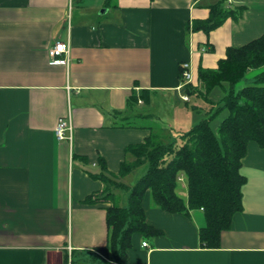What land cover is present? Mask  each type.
<instances>
[{"label":"crops","instance_id":"0c3cea01","mask_svg":"<svg viewBox=\"0 0 264 264\" xmlns=\"http://www.w3.org/2000/svg\"><path fill=\"white\" fill-rule=\"evenodd\" d=\"M216 1L0 0V264H96L91 254L107 243V203L84 200L128 195L132 185L119 174L131 159L126 147L166 129L152 104L170 95L190 101L180 97L184 62L195 86L199 66L217 67L227 47L264 33V0H232L245 6L239 20L209 34L187 31ZM56 42H69L67 65L49 63ZM68 114L71 143L54 132ZM241 172L243 208L218 247L200 243L201 209L166 212L148 192L146 221L161 233L134 235L128 260L264 264V146L249 143Z\"/></svg>","mask_w":264,"mask_h":264},{"label":"trees","instance_id":"16d2710c","mask_svg":"<svg viewBox=\"0 0 264 264\" xmlns=\"http://www.w3.org/2000/svg\"><path fill=\"white\" fill-rule=\"evenodd\" d=\"M244 7L217 0L209 5L207 18L192 20L186 30L209 34L228 18L239 20ZM182 71L181 66V78ZM252 71L249 81L237 88ZM224 83V94L215 102L210 92ZM182 91L209 103L207 116L176 139L163 141L150 132L142 142L126 147V154L132 157L121 163L120 175L147 164L145 173L131 187L126 186V205H120L110 193L105 197L95 193L84 200L109 203L105 208L107 243L97 248V254L90 253L96 264H135L128 260L134 235L147 239L161 233L146 221L143 200L148 192L153 204L166 212L188 214L201 209L204 224L198 234L203 247H218L221 232L230 228L234 214L243 208L246 177L241 172L242 158L249 143L264 146V33L242 45L227 47L217 67L199 66L197 85L185 83ZM192 108L198 109L196 105ZM222 108L227 115L213 130L210 121ZM180 177L185 181V197L179 193ZM63 261H67V254Z\"/></svg>","mask_w":264,"mask_h":264},{"label":"rangeland","instance_id":"374dc122","mask_svg":"<svg viewBox=\"0 0 264 264\" xmlns=\"http://www.w3.org/2000/svg\"><path fill=\"white\" fill-rule=\"evenodd\" d=\"M254 74V71L251 73L246 74L245 78L239 82L236 87L239 88L243 84L249 81V78ZM227 86L226 83H224V86H217L213 88V90L210 92L209 97L213 99L215 102L219 101V99L222 97L224 94V88ZM174 97L175 94L173 95ZM174 100V102H173ZM177 100V99H176ZM190 100V101H189ZM187 103L182 102V101H176L175 98L172 99L171 95L168 97L164 98L163 100L155 101L152 106L153 110L158 111L160 114L159 117L156 119V124L161 128H166L163 130H156L153 131L152 133H155L156 135L159 136V138L163 141H169L176 139L178 137V134L182 131H187L190 129L195 123H197L201 118H204L207 116L208 110L210 109V104L205 102V100L201 97L198 96H192L191 99H189ZM171 103L173 104V107L175 106L176 109H168L169 105ZM218 104V103H217ZM192 105H196L198 109H193ZM166 111V112H165ZM171 112V113H170ZM172 115V116H166V115ZM188 114V115H187ZM227 115V110L226 108L220 109L212 118L210 121V125L213 130H216L217 126L220 124L221 120ZM193 116L194 118H192ZM168 118V119H167ZM164 120V121H163ZM129 123V122H128ZM146 123V122H144ZM150 123V122H149ZM170 123V124H166ZM183 127V128H181ZM128 156L132 157L130 154ZM147 169V164H143L136 169L130 171L126 176H125V181L129 183L130 185H133L137 179H139L146 171ZM180 182V187H179V193L185 197V189H183V183ZM118 200V199H117ZM120 205H126L127 204V195L126 197L119 198L117 201ZM109 205V203H107Z\"/></svg>","mask_w":264,"mask_h":264},{"label":"built area","instance_id":"2783aa9c","mask_svg":"<svg viewBox=\"0 0 264 264\" xmlns=\"http://www.w3.org/2000/svg\"><path fill=\"white\" fill-rule=\"evenodd\" d=\"M73 0H70V4ZM230 1V0H229ZM70 8V7H69ZM69 42H56L54 47L49 51L51 65H67L69 63ZM183 71V85L185 83H190L192 76L188 70V63L184 62L182 64ZM181 99L188 100V96L182 94ZM55 136L59 140H66L71 143L73 137V123L71 116L68 114L66 116H61L58 118L56 125L54 127ZM180 181L183 180L182 177L179 178ZM142 246H148L146 241H142Z\"/></svg>","mask_w":264,"mask_h":264},{"label":"bare ground","instance_id":"6f19581e","mask_svg":"<svg viewBox=\"0 0 264 264\" xmlns=\"http://www.w3.org/2000/svg\"><path fill=\"white\" fill-rule=\"evenodd\" d=\"M182 81H183V77H182Z\"/></svg>","mask_w":264,"mask_h":264}]
</instances>
